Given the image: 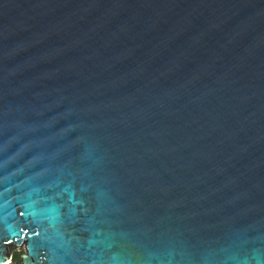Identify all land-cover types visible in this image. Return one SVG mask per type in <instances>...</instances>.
I'll return each instance as SVG.
<instances>
[{"label":"water","instance_id":"water-1","mask_svg":"<svg viewBox=\"0 0 264 264\" xmlns=\"http://www.w3.org/2000/svg\"><path fill=\"white\" fill-rule=\"evenodd\" d=\"M14 248L264 264V0H0V264Z\"/></svg>","mask_w":264,"mask_h":264},{"label":"rangeland","instance_id":"rangeland-1","mask_svg":"<svg viewBox=\"0 0 264 264\" xmlns=\"http://www.w3.org/2000/svg\"><path fill=\"white\" fill-rule=\"evenodd\" d=\"M24 253H25V250H24L23 248H22V249H15V248H14V249L12 250V259H13V263H12V264H16V263H15V260H14V258H13L15 254L22 255V254H24ZM8 262H10V261H8Z\"/></svg>","mask_w":264,"mask_h":264},{"label":"trees","instance_id":"trees-1","mask_svg":"<svg viewBox=\"0 0 264 264\" xmlns=\"http://www.w3.org/2000/svg\"><path fill=\"white\" fill-rule=\"evenodd\" d=\"M21 256L22 255H19V254H15L14 255L13 258H14L16 264H20V262H21Z\"/></svg>","mask_w":264,"mask_h":264},{"label":"bare ground","instance_id":"bare-ground-1","mask_svg":"<svg viewBox=\"0 0 264 264\" xmlns=\"http://www.w3.org/2000/svg\"><path fill=\"white\" fill-rule=\"evenodd\" d=\"M6 264H9V263H6Z\"/></svg>","mask_w":264,"mask_h":264}]
</instances>
